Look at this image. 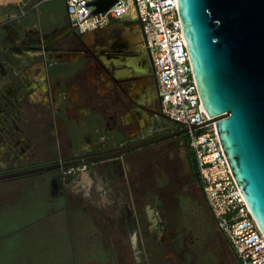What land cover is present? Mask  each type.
<instances>
[{
    "label": "flooded vegetation",
    "instance_id": "1",
    "mask_svg": "<svg viewBox=\"0 0 264 264\" xmlns=\"http://www.w3.org/2000/svg\"><path fill=\"white\" fill-rule=\"evenodd\" d=\"M64 62L83 97L73 109L58 90ZM179 129L162 111L140 22L117 20L82 33L66 12L60 25L0 24V175L55 165L4 181L36 176L62 203H70L73 192L83 194L82 207L97 205L109 227L104 239L120 242L103 251L105 264H174L161 201L143 168L148 161L130 155L148 157L151 147L172 140L180 142L166 152L189 146L187 132L112 154Z\"/></svg>",
    "mask_w": 264,
    "mask_h": 264
},
{
    "label": "rangeland",
    "instance_id": "2",
    "mask_svg": "<svg viewBox=\"0 0 264 264\" xmlns=\"http://www.w3.org/2000/svg\"><path fill=\"white\" fill-rule=\"evenodd\" d=\"M179 142L153 146L147 150L148 157L142 151L130 155L148 161L143 168L161 201L170 236L168 254L174 256V264H242L193 178V150L187 145L165 151ZM29 177L28 181L27 177L0 181V264L107 263L103 251L120 242L104 239L109 227L100 208L82 207L83 194L73 192L70 203H62L50 194L48 183Z\"/></svg>",
    "mask_w": 264,
    "mask_h": 264
},
{
    "label": "water",
    "instance_id": "3",
    "mask_svg": "<svg viewBox=\"0 0 264 264\" xmlns=\"http://www.w3.org/2000/svg\"><path fill=\"white\" fill-rule=\"evenodd\" d=\"M117 0H97V12ZM203 104L264 232V0H179ZM1 24V23H0ZM188 132L181 128L115 151L119 156ZM0 175V180L55 168ZM56 192L59 186L54 183Z\"/></svg>",
    "mask_w": 264,
    "mask_h": 264
},
{
    "label": "built area",
    "instance_id": "4",
    "mask_svg": "<svg viewBox=\"0 0 264 264\" xmlns=\"http://www.w3.org/2000/svg\"><path fill=\"white\" fill-rule=\"evenodd\" d=\"M49 0H20L8 19L25 15ZM69 20L82 33L114 20L137 19L143 27L160 87L165 117L187 128L203 192L212 215L242 264H264V232L233 173L217 122L206 110L180 16L179 0H117L97 12V0H65ZM80 168H72L76 172Z\"/></svg>",
    "mask_w": 264,
    "mask_h": 264
},
{
    "label": "crops",
    "instance_id": "5",
    "mask_svg": "<svg viewBox=\"0 0 264 264\" xmlns=\"http://www.w3.org/2000/svg\"><path fill=\"white\" fill-rule=\"evenodd\" d=\"M20 0H0V23H4L8 19L11 12H16L18 10L17 3ZM25 15L19 16L15 20H20V22L25 25H32L36 23H41L44 21L46 26L60 25L65 21V14L67 12V5L65 0H49L42 3L37 9H27ZM126 20V19H122ZM129 20V19H128ZM14 21V20H12ZM117 21V20H114ZM113 22V21H112ZM111 22V23H112ZM62 71L58 75V90L60 93H67L71 108L78 107L81 105L83 97L79 90V86L76 83V79L69 74V69L71 64L69 62H64L62 64ZM44 89L48 90L47 84H44Z\"/></svg>",
    "mask_w": 264,
    "mask_h": 264
},
{
    "label": "trees",
    "instance_id": "6",
    "mask_svg": "<svg viewBox=\"0 0 264 264\" xmlns=\"http://www.w3.org/2000/svg\"><path fill=\"white\" fill-rule=\"evenodd\" d=\"M190 165H191V169H192L193 178L198 183V185L200 187V190H201V193H202L203 197L205 198V195H204V192H203V188H202V185H201V181H200V176H199V171H198V168H197V164H196L195 159L192 156V154H190ZM205 200H206V198H205Z\"/></svg>",
    "mask_w": 264,
    "mask_h": 264
}]
</instances>
